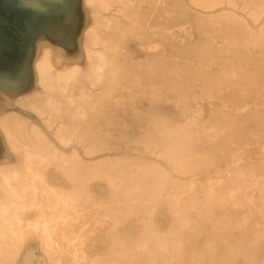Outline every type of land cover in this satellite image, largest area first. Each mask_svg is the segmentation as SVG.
<instances>
[{
  "label": "rangeland",
  "instance_id": "rangeland-1",
  "mask_svg": "<svg viewBox=\"0 0 264 264\" xmlns=\"http://www.w3.org/2000/svg\"><path fill=\"white\" fill-rule=\"evenodd\" d=\"M40 1L51 4L48 14L37 18ZM164 1L156 8V25L175 26L177 37L173 40L166 30L156 29L152 79L181 82L180 96H190L193 111L176 104L178 94L171 83L155 95L136 96L142 101L135 103L128 90L136 86L125 79L114 102L108 101L112 108L103 104L111 111L100 118L101 128L95 126L94 110L88 109L85 125L73 130L77 141L64 145L43 120L16 106L14 99L32 89V62L41 37L63 48L60 58L66 51L72 61H79L85 24L79 0H0L5 23L11 25L13 11L23 10L21 27L28 24L29 29L17 46L19 65L0 78V118L43 152L62 154L64 158L48 159L56 162L49 171L50 182L59 179V185L54 184L62 194L80 196L64 212L61 205V211L26 213L23 229L33 218H53L61 241L66 230L74 240L83 231L87 236L82 248L89 254L84 264H264V9L254 18L264 0L249 5L245 0H235V5L224 0L210 12L182 0L192 8L187 13L174 7L180 0ZM2 29L9 31L3 25L0 35ZM138 47L134 44L132 49L145 59ZM111 81L105 78L98 86H85L99 101ZM243 105L247 109L240 108ZM190 115L197 123H188ZM115 121L119 123L112 124ZM4 136L0 128V165L22 168V160L5 149ZM99 144L109 149L88 154ZM240 153L244 158L239 159ZM63 165L75 172L71 178ZM77 185L83 190L75 189ZM114 213L115 222L108 216ZM71 255L58 252L55 257ZM40 260L56 264L47 253Z\"/></svg>",
  "mask_w": 264,
  "mask_h": 264
},
{
  "label": "bare ground",
  "instance_id": "bare-ground-1",
  "mask_svg": "<svg viewBox=\"0 0 264 264\" xmlns=\"http://www.w3.org/2000/svg\"><path fill=\"white\" fill-rule=\"evenodd\" d=\"M181 1H176L174 7L181 10L182 13L191 12L192 8ZM191 1L192 4L201 7L200 9H208L206 11L210 12L221 5L224 0ZM228 1L231 5L236 4L235 0ZM245 1V4L249 5L253 0ZM164 2V0H79V10L85 20L81 35L79 61H72L66 51H64V58H60L63 48L55 42H51L47 37H41L36 42V57L32 62V89L25 95L14 99L17 102L16 106L37 115L39 119L44 121L47 128L54 131L56 140L68 145L77 141L75 135L72 134L73 130L78 126L85 125L86 118L89 116L88 109L94 110L95 126L101 128L100 118L109 115V111H111L105 110L103 104H108L109 109L112 108L108 101H113L115 92L124 83L123 80H130L136 86V89L128 91L133 94L132 99L138 104L142 100L136 96L144 95L147 92L151 95L161 92L164 85H169L171 82L162 83L163 80L154 82L152 79V76L156 75L150 63L151 58L156 56V29L166 30V35L173 40L177 37L175 26L156 25V8L162 6ZM49 4L51 3L40 1V5L35 8L37 18L48 14ZM263 9L264 1L260 7L255 8V19L258 18ZM170 12L174 14L176 9H172ZM196 12L203 14L204 11L198 9ZM24 15H26V11H13L12 25L16 23L13 29L9 28L7 34L2 29L0 35L2 43L6 44L10 39L11 43L13 40L21 45L22 37L26 36L29 30L28 24L24 29L21 27L24 24L22 21L25 19ZM176 26L178 25L176 24ZM134 44L139 46L138 50L146 55L145 59L139 58L135 54L136 51L132 49ZM15 57H18L16 53ZM16 62L19 65L18 59ZM0 71L5 72L2 69ZM105 78H112L110 86L102 91V98L99 101L93 100L89 93V87L85 86V83L98 86L103 83ZM159 83H162L161 87L147 89V87L150 88ZM180 83H171L170 85L172 92L178 94L175 102L177 105H181L185 112L193 111V106L188 103L190 96H180L183 93L179 88ZM78 84H80L79 97H77V91L75 92ZM185 84L190 85L189 82H185ZM220 92L222 94L221 90ZM78 100L80 102L82 100L83 103H79ZM103 101H107V103H103ZM240 108L247 109L245 105ZM194 116L200 118L199 115L194 114ZM194 116L190 115L188 123H197ZM28 120L33 123V129H39L37 123L32 119ZM110 121L112 119L109 120V123ZM113 123L118 124L119 122ZM9 125L11 124L8 120L0 118V128L5 134L6 140L4 147L17 155L22 160L23 165L22 168L5 163L0 165V264H19V255L28 251V245L32 242L38 244L41 257L47 253L54 260L56 259V264H62L63 259H65L55 257L58 252L62 256L72 254L68 259H65L66 264L68 260H70L68 264H84L83 261L89 258V254L86 253V247L82 248V245L86 244L84 238L87 236L83 231H80L74 240L75 236L72 235V231H70L71 234H68V230H66L61 236L64 241H61L57 236L58 232L53 218L46 220L33 218L26 223L27 226L23 229V221L29 219V217H24L26 213L29 214L33 211L39 213L45 209H49L51 212L61 211V205H63L64 212L66 208L72 207L74 200L80 196L77 197L78 194L74 196L62 194L49 180L51 165L56 164V162L48 159L64 158L63 155L56 152H43L41 147H37L28 141L29 138L13 132ZM121 125L124 124L121 123ZM65 132H70V135H65ZM46 139L49 140V138ZM107 146L108 144H99L90 148L88 154L109 149ZM241 158H244V155L240 153L239 159ZM69 168L71 167L63 165L65 174L71 178L75 172ZM14 179H24L25 183L13 184L12 180ZM111 181L114 183L113 179ZM135 187L137 188V186ZM75 189L83 190V187L77 185ZM133 190L136 189L133 187ZM83 215L84 213H81L80 217ZM108 216L114 222L118 221L117 214ZM40 223L43 225L41 226ZM39 234L43 236V241ZM181 244L183 245V243ZM75 246L77 248L74 249ZM25 264H31L30 260Z\"/></svg>",
  "mask_w": 264,
  "mask_h": 264
},
{
  "label": "crops",
  "instance_id": "crops-1",
  "mask_svg": "<svg viewBox=\"0 0 264 264\" xmlns=\"http://www.w3.org/2000/svg\"><path fill=\"white\" fill-rule=\"evenodd\" d=\"M1 43L2 42L0 41V44ZM17 46H19L17 41L12 40V43H11L10 39H8L6 44L2 43L0 45V56L2 58V59L0 58V67L2 70H5V72H6L5 73V72L0 71L2 73V76L0 78H5V77L11 75L13 70L15 68H17V62L16 61H17L18 57H15V53L17 54V50L19 49V48H17ZM15 47H16V49L13 50L12 48H15ZM1 61H2V63H1ZM5 67H7V69H4ZM8 67L10 68L9 71H7ZM58 180H57V182H53V183H56L57 185H59ZM28 246H29L28 251H25V254L22 255L20 264H25L26 262H28V260H30L31 264H40V261H41L40 255L41 254H40L39 249H38V244L35 242H32L31 244L29 243Z\"/></svg>",
  "mask_w": 264,
  "mask_h": 264
},
{
  "label": "water",
  "instance_id": "water-1",
  "mask_svg": "<svg viewBox=\"0 0 264 264\" xmlns=\"http://www.w3.org/2000/svg\"><path fill=\"white\" fill-rule=\"evenodd\" d=\"M5 20H6L5 18H3V17L0 16V25H1V26H3V25L5 26V25H6V26H8L10 29H13V26L15 25L16 22H15L13 25H12V24H11V25H8V24L5 23V22H8V21H5ZM1 26H0V27H1ZM0 69H1V67H0ZM4 69H6V67H5ZM5 73H6V72H5ZM1 76H2V73L0 72V77H1ZM0 85H2V84H0Z\"/></svg>",
  "mask_w": 264,
  "mask_h": 264
}]
</instances>
